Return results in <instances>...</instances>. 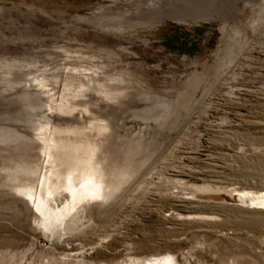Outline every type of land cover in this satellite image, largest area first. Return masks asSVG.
Listing matches in <instances>:
<instances>
[{"label": "rangeland", "instance_id": "rangeland-1", "mask_svg": "<svg viewBox=\"0 0 264 264\" xmlns=\"http://www.w3.org/2000/svg\"><path fill=\"white\" fill-rule=\"evenodd\" d=\"M91 120L129 175L51 236L11 186L38 183L41 124ZM263 189L264 0H0V264H264V208L237 196Z\"/></svg>", "mask_w": 264, "mask_h": 264}, {"label": "bare ground", "instance_id": "bare-ground-1", "mask_svg": "<svg viewBox=\"0 0 264 264\" xmlns=\"http://www.w3.org/2000/svg\"><path fill=\"white\" fill-rule=\"evenodd\" d=\"M74 70L80 72L78 69ZM41 85L44 86L43 83ZM66 86L67 84H64V90L68 89ZM82 88L83 85H80L70 94L62 93L58 109L64 112H72L76 109L78 103H73L71 98L77 96ZM98 91L106 96L110 95L109 90ZM83 109L88 111L85 106ZM103 124L102 120H91L87 126L83 127L60 128L50 124L49 121L41 124L36 135L40 141V154H43L45 160L44 170L42 174L40 173L38 183L34 186L31 181L24 180L11 186L16 193L19 192L31 203L37 223L51 236L76 229L81 220V211L86 205L94 199H109L120 189L129 175L119 169L109 170L106 160L99 156L103 145L98 136L107 129ZM23 166L24 170L30 173L28 162H25ZM211 190L213 189L209 191ZM65 191L67 192L66 201L63 205L54 206L50 203L49 197L55 199V195ZM237 196L249 207L264 208V189L261 191L237 190ZM129 264H142V260L133 258ZM143 264H184V262L168 252L145 258Z\"/></svg>", "mask_w": 264, "mask_h": 264}]
</instances>
